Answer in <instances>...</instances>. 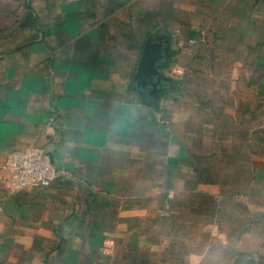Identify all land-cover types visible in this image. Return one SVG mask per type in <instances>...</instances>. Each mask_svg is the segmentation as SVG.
Masks as SVG:
<instances>
[{"label":"crops","instance_id":"obj_1","mask_svg":"<svg viewBox=\"0 0 264 264\" xmlns=\"http://www.w3.org/2000/svg\"><path fill=\"white\" fill-rule=\"evenodd\" d=\"M47 144L54 182L9 185L7 154ZM247 252H264V0H0V264Z\"/></svg>","mask_w":264,"mask_h":264},{"label":"built area","instance_id":"obj_2","mask_svg":"<svg viewBox=\"0 0 264 264\" xmlns=\"http://www.w3.org/2000/svg\"><path fill=\"white\" fill-rule=\"evenodd\" d=\"M2 169L12 187H47L60 172L52 163L51 145H29L15 149L6 156Z\"/></svg>","mask_w":264,"mask_h":264},{"label":"water","instance_id":"obj_3","mask_svg":"<svg viewBox=\"0 0 264 264\" xmlns=\"http://www.w3.org/2000/svg\"><path fill=\"white\" fill-rule=\"evenodd\" d=\"M163 59V45L159 41L148 39L142 49L141 57L138 63L137 71L133 80L138 85H150L152 88L147 93L150 97L153 92L157 91L156 86L159 84L158 67Z\"/></svg>","mask_w":264,"mask_h":264},{"label":"rangeland","instance_id":"obj_4","mask_svg":"<svg viewBox=\"0 0 264 264\" xmlns=\"http://www.w3.org/2000/svg\"><path fill=\"white\" fill-rule=\"evenodd\" d=\"M264 255V252H262ZM245 256L239 257L236 255L234 261L238 258L239 264H264V256L259 252L244 253ZM230 262V261H229ZM223 264V263H222Z\"/></svg>","mask_w":264,"mask_h":264},{"label":"trees","instance_id":"obj_5","mask_svg":"<svg viewBox=\"0 0 264 264\" xmlns=\"http://www.w3.org/2000/svg\"><path fill=\"white\" fill-rule=\"evenodd\" d=\"M237 256L239 258V257L245 256V254L244 253H239ZM238 258L233 262V264H239ZM247 264H250V263H247Z\"/></svg>","mask_w":264,"mask_h":264}]
</instances>
